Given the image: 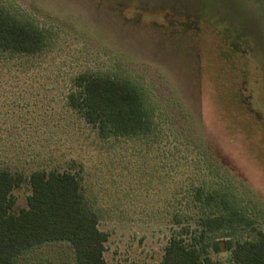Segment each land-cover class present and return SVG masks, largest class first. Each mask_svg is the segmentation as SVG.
I'll return each instance as SVG.
<instances>
[{"label": "rangeland", "instance_id": "rangeland-1", "mask_svg": "<svg viewBox=\"0 0 264 264\" xmlns=\"http://www.w3.org/2000/svg\"><path fill=\"white\" fill-rule=\"evenodd\" d=\"M1 1L52 40L35 57L0 53V168L81 176L107 233L106 264H161L178 230L175 198L205 161L264 212V0ZM82 72L143 84L153 136L100 139L66 99ZM200 141L218 160L192 150ZM201 157L199 168L187 163ZM14 193L24 206L28 184ZM28 260L75 264L65 241L37 246Z\"/></svg>", "mask_w": 264, "mask_h": 264}, {"label": "trees", "instance_id": "trees-1", "mask_svg": "<svg viewBox=\"0 0 264 264\" xmlns=\"http://www.w3.org/2000/svg\"><path fill=\"white\" fill-rule=\"evenodd\" d=\"M51 35L17 4L0 2L4 56L35 57L49 47ZM73 86L76 91L66 95L70 108L100 139L146 141L153 136L156 110L143 84L121 75L82 72ZM192 144L193 151L202 156L207 151L218 160L202 141ZM200 159L187 163L197 168ZM202 166L204 171L191 170L175 198L172 221L178 230L170 234L161 264H264V212L250 204L236 178L217 175L207 161ZM24 183L29 186L26 203L16 208L14 191ZM99 218L78 174L38 168L25 175L0 168V264H51L29 262L28 256L53 241L70 244L75 264H106L107 233L98 228ZM220 252L227 255L224 262L213 258Z\"/></svg>", "mask_w": 264, "mask_h": 264}]
</instances>
